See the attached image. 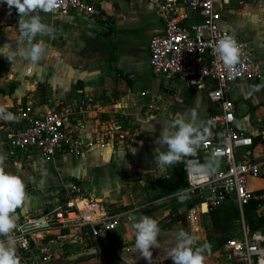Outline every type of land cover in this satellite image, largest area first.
<instances>
[{"label":"crops","instance_id":"0c3cea01","mask_svg":"<svg viewBox=\"0 0 264 264\" xmlns=\"http://www.w3.org/2000/svg\"><path fill=\"white\" fill-rule=\"evenodd\" d=\"M88 1L103 11L104 20L95 21L79 13H34L51 29L32 41L42 40L47 46L45 56L35 63L17 53V48L29 47L26 41L18 43L17 11H5L0 5V107L14 116L13 120L0 118V154L6 156L7 127L21 122L19 109L28 103L43 112L74 99L90 98V109L78 117L85 140L96 137L103 120L123 124L129 133L124 139L117 138L107 150L51 159V163L60 158L69 161V170L52 167L51 172L57 174L52 182H35V164L42 159L37 155H21L16 161L6 157V170L22 176L26 185L27 199L15 210L16 226L65 204L69 188L77 184L88 197L103 201L111 213L121 215L122 222L117 229L86 240L80 235L72 240L61 237L57 229L43 232L53 249L63 246L48 264H172L169 250L181 229L195 237L193 247L204 249L203 264H247L225 259L226 242L221 241L242 233L244 228L250 231L249 219L264 217V198L240 211L239 220L233 199L218 206L202 201L197 225L191 227L187 213L192 203L187 197L183 160L159 172L155 159L157 148L166 151V146L158 144L163 124L177 114L187 117L195 111L209 128L207 139L211 137L207 120L219 110L209 97L215 83L209 81L205 87L193 89L182 78L153 72L149 45L155 35L164 32V23L148 1ZM218 8L222 26L244 38L254 56L264 63V0H219ZM228 96L236 104L237 128L255 141L254 159L264 160L259 122L264 118V79L235 82ZM133 138L137 141L132 142ZM244 150H238L239 159ZM196 155L204 162L210 158L200 147ZM53 168L58 169L56 173ZM249 188L264 195V169L259 177L250 179ZM178 191L186 192L183 202ZM211 195L206 192L207 197ZM213 209L219 210L221 223L212 219ZM142 215L151 216L160 225L159 247L151 249L150 260L135 248L134 221L129 219ZM225 218L233 220L230 226ZM255 231L264 232V226ZM3 239L6 237L0 236ZM18 255L21 264H28L22 251Z\"/></svg>","mask_w":264,"mask_h":264},{"label":"built area","instance_id":"2783aa9c","mask_svg":"<svg viewBox=\"0 0 264 264\" xmlns=\"http://www.w3.org/2000/svg\"><path fill=\"white\" fill-rule=\"evenodd\" d=\"M152 4L164 23V32L155 35L149 45L150 65L157 75L179 77L189 87L201 89L211 81L214 86L209 97L219 110L212 113L207 125L212 129L210 138L200 146L210 157L215 152L219 165L212 175L186 172L187 197L192 206L187 213L191 227L197 225L198 204L207 201L218 206L233 199L240 211L264 195L249 188L251 178L259 177L264 160L254 159L255 141L236 126V104L229 98L231 85L239 81L264 79V63L256 58L244 38L224 28L219 0H146ZM3 10L12 12L6 4ZM35 13H46L37 9ZM47 13L53 15L83 14L95 21L105 19L103 11L88 0H57V7ZM224 35H234L241 47L240 62L229 72L214 54L217 42ZM92 99L71 100L60 107L40 112L28 103L19 109V124H12L5 132L6 157L16 161L21 155H37L44 159L58 156L79 157L94 151H104L114 141L128 135L123 124L103 120L96 137L85 140L79 115L91 107ZM264 140V118L260 121ZM136 142L137 139H132ZM245 148L242 157L237 152ZM205 163L200 156L186 157ZM185 159V160H186ZM210 191L212 195L206 196ZM198 202V203H197ZM122 216L111 213L103 201L88 197L77 184L69 188L68 200L43 215L17 224L10 234L17 240V251H22L28 264H48L63 246L53 249L42 233L57 229L61 237L74 239L80 235L86 240L117 229ZM72 236V237H70ZM7 238V237H6ZM225 259L231 262L264 264V232H243L224 245Z\"/></svg>","mask_w":264,"mask_h":264},{"label":"clouds","instance_id":"9594fccd","mask_svg":"<svg viewBox=\"0 0 264 264\" xmlns=\"http://www.w3.org/2000/svg\"><path fill=\"white\" fill-rule=\"evenodd\" d=\"M0 4H6L9 9L15 8L18 13L20 33L18 43L26 41L29 47L17 48V53L33 63L41 60L46 54L47 46L42 40L37 43L32 41L37 34L50 33L51 29L42 22L39 15L34 13L37 9L45 12L55 9L57 0H0ZM213 51L229 72L240 62L241 47L234 35H224ZM0 118L13 120L14 116L4 107H0ZM208 135L209 128L202 124L195 111L187 117L177 114L175 119L164 123L158 144L162 147L166 146V151H161L159 148L155 150L158 171L162 172L167 166H174L183 160L186 172L200 175L214 174L218 165L215 152L203 164L194 159H183L189 156L195 157L197 149L206 141ZM5 160L6 156L0 154V236L7 237L0 240V264H21L17 240L8 234L16 228L15 210L27 199L26 185L22 176L6 170ZM177 195L181 202L186 198V192L178 191ZM129 219L134 221L132 227L135 230V248L146 260H150L151 249L159 247L158 221L149 215H142L139 218L130 216ZM194 240L195 237L183 229L176 233L175 245L169 250L172 264H203L204 249L193 247Z\"/></svg>","mask_w":264,"mask_h":264},{"label":"rangeland","instance_id":"374dc122","mask_svg":"<svg viewBox=\"0 0 264 264\" xmlns=\"http://www.w3.org/2000/svg\"><path fill=\"white\" fill-rule=\"evenodd\" d=\"M49 161H51V160H49V159L47 160V159L42 158L41 162H39L38 165L35 164V166L37 168V170L34 171V177L36 178L35 182H38V181H41V182L42 181H48V182L49 181L50 182L55 181L57 179V174H53L51 172L52 167H54V166L59 165V166L64 167L65 170H69V163H68L69 161L68 160L60 158L55 163H51ZM53 170L56 173L58 169L53 168ZM39 190H41L42 192H45L43 189H39ZM49 210H47V211H49ZM47 211L42 212L38 216L34 215V216H32V218H37V217L43 215L44 213H46Z\"/></svg>","mask_w":264,"mask_h":264},{"label":"trees","instance_id":"16d2710c","mask_svg":"<svg viewBox=\"0 0 264 264\" xmlns=\"http://www.w3.org/2000/svg\"><path fill=\"white\" fill-rule=\"evenodd\" d=\"M252 203V202H251ZM251 203L250 204H248V205H246L244 208L246 209L249 205H251ZM236 207H238V206H236ZM236 217H237V220H239V219H241V214H240V210H239V208H236ZM211 217H212V219L215 221V223H221V214H220V212H219V210L218 209H213L212 211H211ZM232 221L233 220H229V218L228 219H226L225 218V223L227 224V225H231L232 224ZM224 222V221H223ZM249 224H250V231L251 232H254L255 230H257V229H261L263 226H264V217H260V218H255V219H249ZM240 231H241V229H240ZM239 233H241V232H236V233H233L232 235H230V236H227V237H225V238H223L222 239V241H221V243H225V242H227L228 240H230L231 238H233L236 234H239Z\"/></svg>","mask_w":264,"mask_h":264}]
</instances>
